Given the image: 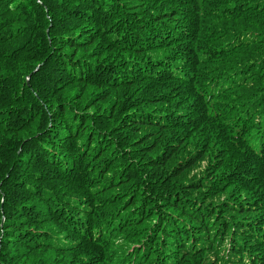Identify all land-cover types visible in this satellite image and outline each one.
I'll use <instances>...</instances> for the list:
<instances>
[{
	"label": "trees",
	"instance_id": "trees-1",
	"mask_svg": "<svg viewBox=\"0 0 264 264\" xmlns=\"http://www.w3.org/2000/svg\"><path fill=\"white\" fill-rule=\"evenodd\" d=\"M0 264H264V0H0Z\"/></svg>",
	"mask_w": 264,
	"mask_h": 264
},
{
	"label": "clouds",
	"instance_id": "clouds-1",
	"mask_svg": "<svg viewBox=\"0 0 264 264\" xmlns=\"http://www.w3.org/2000/svg\"><path fill=\"white\" fill-rule=\"evenodd\" d=\"M39 69V67L36 69V71Z\"/></svg>",
	"mask_w": 264,
	"mask_h": 264
}]
</instances>
